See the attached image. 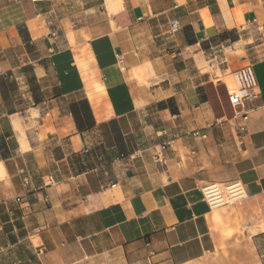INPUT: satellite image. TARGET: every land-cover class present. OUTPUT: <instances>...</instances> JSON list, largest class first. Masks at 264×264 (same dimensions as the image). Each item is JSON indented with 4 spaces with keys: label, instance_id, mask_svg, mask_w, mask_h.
Listing matches in <instances>:
<instances>
[{
    "label": "crops",
    "instance_id": "obj_1",
    "mask_svg": "<svg viewBox=\"0 0 264 264\" xmlns=\"http://www.w3.org/2000/svg\"><path fill=\"white\" fill-rule=\"evenodd\" d=\"M117 2L0 0V264H264V0Z\"/></svg>",
    "mask_w": 264,
    "mask_h": 264
},
{
    "label": "built area",
    "instance_id": "obj_2",
    "mask_svg": "<svg viewBox=\"0 0 264 264\" xmlns=\"http://www.w3.org/2000/svg\"><path fill=\"white\" fill-rule=\"evenodd\" d=\"M34 2H42L43 0H33ZM173 32L181 29L179 21L171 22ZM119 64L123 65L124 60L121 57ZM233 90L229 96L231 107L235 111V118L241 120L242 125L239 130L245 131V124L249 120L250 114L258 109L262 103V96L259 89V84L253 66H246L233 73ZM166 132H164V135ZM171 146L170 141L163 142L158 146L154 155V163L164 169L168 165L167 150ZM49 185L55 183L53 177H48ZM28 183V180H25ZM203 200L211 209H221L234 206L243 202L247 198L245 186L240 181L229 183L212 182L205 185L202 190Z\"/></svg>",
    "mask_w": 264,
    "mask_h": 264
},
{
    "label": "bare ground",
    "instance_id": "obj_3",
    "mask_svg": "<svg viewBox=\"0 0 264 264\" xmlns=\"http://www.w3.org/2000/svg\"><path fill=\"white\" fill-rule=\"evenodd\" d=\"M118 1V0H117ZM116 0H106V6L108 8V10L111 13H115L118 11L119 6H120V2H117ZM221 79V78H220ZM223 79V78H222ZM229 104V102H227V105Z\"/></svg>",
    "mask_w": 264,
    "mask_h": 264
},
{
    "label": "trees",
    "instance_id": "obj_4",
    "mask_svg": "<svg viewBox=\"0 0 264 264\" xmlns=\"http://www.w3.org/2000/svg\"><path fill=\"white\" fill-rule=\"evenodd\" d=\"M84 111H86V106L84 107Z\"/></svg>",
    "mask_w": 264,
    "mask_h": 264
},
{
    "label": "rangeland",
    "instance_id": "obj_5",
    "mask_svg": "<svg viewBox=\"0 0 264 264\" xmlns=\"http://www.w3.org/2000/svg\"><path fill=\"white\" fill-rule=\"evenodd\" d=\"M229 105H230V102H229ZM230 107H231V105H230Z\"/></svg>",
    "mask_w": 264,
    "mask_h": 264
}]
</instances>
